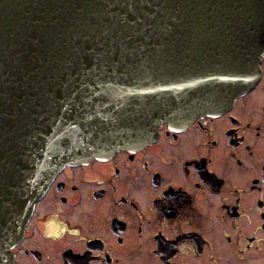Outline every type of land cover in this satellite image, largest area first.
<instances>
[{
    "label": "water",
    "instance_id": "1",
    "mask_svg": "<svg viewBox=\"0 0 264 264\" xmlns=\"http://www.w3.org/2000/svg\"><path fill=\"white\" fill-rule=\"evenodd\" d=\"M264 0H0V264L66 165L247 91Z\"/></svg>",
    "mask_w": 264,
    "mask_h": 264
},
{
    "label": "flooded vegetation",
    "instance_id": "2",
    "mask_svg": "<svg viewBox=\"0 0 264 264\" xmlns=\"http://www.w3.org/2000/svg\"><path fill=\"white\" fill-rule=\"evenodd\" d=\"M156 131L61 169L12 264H264V54L226 107Z\"/></svg>",
    "mask_w": 264,
    "mask_h": 264
}]
</instances>
